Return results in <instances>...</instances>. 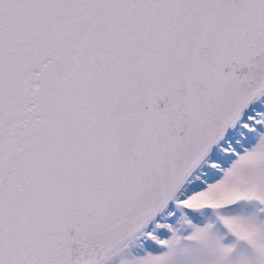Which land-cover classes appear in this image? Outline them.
I'll return each instance as SVG.
<instances>
[{
	"label": "snow or ice",
	"instance_id": "obj_1",
	"mask_svg": "<svg viewBox=\"0 0 264 264\" xmlns=\"http://www.w3.org/2000/svg\"><path fill=\"white\" fill-rule=\"evenodd\" d=\"M0 264H264V0H0Z\"/></svg>",
	"mask_w": 264,
	"mask_h": 264
}]
</instances>
